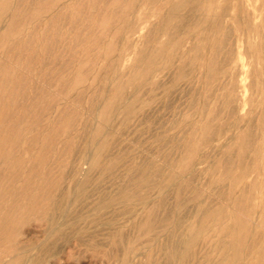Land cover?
Returning a JSON list of instances; mask_svg holds the SVG:
<instances>
[{"label":"rangeland","instance_id":"1","mask_svg":"<svg viewBox=\"0 0 264 264\" xmlns=\"http://www.w3.org/2000/svg\"><path fill=\"white\" fill-rule=\"evenodd\" d=\"M180 1L10 0L0 10V203L33 193L46 207L1 229L0 264H220L227 225L264 236V27L246 12L235 19L234 0L173 11ZM211 58L229 73H209ZM208 120L221 137L206 141L198 123ZM84 154L102 167L75 168ZM191 223L195 247L170 258L185 252Z\"/></svg>","mask_w":264,"mask_h":264},{"label":"bare ground","instance_id":"2","mask_svg":"<svg viewBox=\"0 0 264 264\" xmlns=\"http://www.w3.org/2000/svg\"><path fill=\"white\" fill-rule=\"evenodd\" d=\"M217 0H205L204 3L202 0H181L180 2H177L175 4H173V11L178 10L179 8L185 7V6H192V8L195 11L200 10L201 4H204L206 7H213L215 6ZM107 2V1H106ZM91 3V2H90ZM10 5V0H0V10L6 9L8 8ZM12 6V5H11ZM16 7V6H15ZM19 7V6H18ZM27 7V6H26ZM233 7L234 9L237 10V15L235 16V19H237L239 21L240 18H244L245 16H243V13L246 12V16L248 18V20L245 22L248 25L250 24V20H254L253 21V28L254 30H259L261 27H264V0H234L233 3ZM14 8V7H13ZM9 9V8H8ZM26 9V8H25ZM229 9V4L226 3L225 5L222 6V15L224 16L227 11ZM43 10V9H42ZM89 10V9H88ZM11 12V11H10ZM8 15V14H7ZM221 16H218L217 19L222 18ZM250 19V20H249ZM261 19L262 20V24L259 25L257 24L255 21ZM244 22V21H242ZM22 23V22H21ZM67 25V24H66ZM215 27V25L213 26ZM65 29V28H64ZM214 29V28H213ZM1 31V30H0ZM36 38V37H34ZM37 39V38H36ZM35 39V40H36ZM192 40H195L194 38H191ZM191 40V41H192ZM11 49V48H10ZM218 49H220L219 44L215 43L214 45V50L217 51ZM230 51L227 52V55L229 57ZM242 56V55H239ZM240 58V57H239ZM235 59V57H234ZM229 60V59H228ZM230 61V60H229ZM244 61V60H243ZM11 62V60H10ZM92 62V61H91ZM127 62V61H126ZM134 62V61H132ZM94 63V61H93ZM128 63V62H127ZM223 64L222 66L220 65ZM244 63V62H243ZM136 64V63H135ZM6 65V64H5ZM114 65V64H113ZM122 65V64H121ZM133 65V64H132ZM140 65V64H139ZM27 66V65H26ZM38 66V65H37ZM246 66V65H245ZM7 67V66H6ZM111 67V66H110ZM116 67V66H115ZM108 68V67H107ZM128 68V67H127ZM229 65L227 64L226 60L219 62L216 58H211L209 60V73L212 74H220V75H227L230 71ZM252 69V68H251ZM252 71V70H251ZM111 72V71H110ZM247 72V71H246ZM130 73V72H129ZM2 74V73H1ZM4 75V74H3ZM165 76V75H164ZM124 77V76H123ZM22 78V77H21ZM186 78V76H185ZM250 78V76H249ZM2 79V78H1ZM241 79V78H240ZM118 80V79H117ZM255 80V79H254ZM133 81V80H132ZM245 81V80H244ZM248 82V81H247ZM1 84V83H0ZM28 84V83H27ZM160 85V84H159ZM26 86V85H25ZM247 86V85H246ZM48 87V86H47ZM245 87V86H244ZM8 89V88H7ZM213 89V88H212ZM229 98H228V103L227 105H230L231 107V103L234 101H239V97L235 94V85L234 83H232L229 86ZM148 90V89H147ZM7 91V90H6ZM157 91V90H156ZM252 91V90H251ZM4 92V91H3ZM77 95V94H76ZM248 95V94H247ZM255 95V94H254ZM78 96V95H77ZM62 97V96H61ZM134 97V96H133ZM158 97V96H157ZM187 97V96H186ZM199 97V96H198ZM43 98V97H42ZM167 98V96H166ZM204 98V97H203ZM22 99V98H21ZM4 100V99H3ZM112 100V99H110ZM171 100V99H170ZM169 101V100H168ZM251 101V100H250ZM170 102V101H169ZM249 102V101H248ZM247 102V103H248ZM244 103V102H243ZM48 105V103H47ZM233 109V108H232ZM15 111V110H14ZM119 111V110H118ZM170 111V110H169ZM188 111V110H187ZM243 111V109H242ZM220 110L214 109L211 112H209V116L211 117V119H216L219 115H220ZM169 114V113H168ZM167 114V115H168ZM196 114V113H195ZM192 115V114H191ZM250 116V114H249ZM13 117V115H12ZM10 117V118H12ZM251 117V116H250ZM190 118V117H189ZM6 119V118H5ZM60 119V118H59ZM179 120V119H178ZM186 120V119H185ZM212 120H208L207 122L204 121H200L201 124L200 127L203 128V132L204 135L206 136V141H210L213 138L216 137V135L219 134V131H212L211 128V124H212ZM246 120V119H245ZM18 121V120H17ZM176 121V120H175ZM26 122V121H25ZM203 122V123H201ZM253 124V123H252ZM33 126V125H32ZM179 126V125H178ZM250 126V125H249ZM1 127V126H0ZM18 127V126H17ZM21 127V126H20ZM4 132V131H3ZM21 132V130H20ZM8 134V133H7ZM124 135V134H123ZM221 135V134H220ZM218 135V137L220 136ZM21 136V134H20ZM6 137V136H5ZM8 137V136H7ZM221 137V136H220ZM10 138V137H9ZM77 138V137H76ZM12 140V139H10ZM182 144V143H180ZM185 144V143H184ZM16 147V146H15ZM70 147V146H69ZM82 147V146H81ZM143 147V146H142ZM18 148V147H17ZM118 148V147H117ZM70 149V148H69ZM146 151V150H145ZM237 151V150H236ZM117 153V152H116ZM119 153V152H118ZM227 153V152H226ZM152 154V153H151ZM29 155V154H28ZM66 155V154H65ZM85 156H82L83 158L80 159H75L73 163V166L75 168H80L81 167V162L83 161L82 159H84V161L89 162L92 166V168L94 167H102V163L100 158L97 155H88V154H84ZM120 155V154H119ZM125 155V154H124ZM176 155V154H175ZM140 156V155H139ZM29 157V156H28ZM149 157V156H148ZM178 158V157H177ZM248 158V157H247ZM245 158V159H247ZM250 158V157H249ZM131 159V158H130ZM251 159V158H250ZM20 159L15 161V164L20 163ZM253 161V159H252ZM227 164H232V159L229 157L226 160ZM105 164V163H104ZM148 164V163H147ZM143 164L141 167L138 168V171H140L142 173L141 177H140V181H146L147 178V174H146V170L148 168H154L152 164ZM232 166V165H231ZM105 167V166H103ZM123 168V167H122ZM134 167H130L129 171L133 172ZM56 169V168H55ZM87 169V168H86ZM137 170V169H136ZM87 171V170H86ZM234 171V170H233ZM155 175L160 176V172L159 169L156 170ZM166 179V178H165ZM149 180V179H148ZM114 182V181H113ZM172 184V178L169 177L167 178L166 182L163 184ZM75 185V184H74ZM77 185V184H76ZM80 189L82 190L84 187V183L79 185ZM111 187V186H110ZM147 187V186H146ZM145 187V188H146ZM94 189V188H93ZM97 189V188H96ZM77 190V189H75ZM99 193V192H98ZM22 194V193H20ZM108 195V194H106ZM27 201H13L10 204H1L0 203V232L2 228H6L9 224V222L11 220H13L15 217L20 218L19 216H21L20 220H23L29 212H31L32 210H40L42 208H46L45 205L43 203H39L40 201H28V199H30V197L32 198V200H36V195L31 193L30 196L27 195ZM42 196H44L45 198L47 197L46 193L43 194ZM65 196H69L68 193L65 194ZM64 196V197H65ZM153 196V195H152ZM108 197V196H106ZM111 199V198H110ZM42 201H46L45 199H42ZM241 201V200H240ZM49 202V201H47ZM63 202L64 201H53V202H49L50 203V209H56L59 211H63L64 210V206H63ZM66 202V201H65ZM72 202V201H71ZM111 201H100L97 206L95 207V209H104L106 208ZM160 205V204H159ZM156 207V206H155ZM112 208V207H111ZM180 208V207H179ZM157 209V208H156ZM203 210H205V212H207V208H202ZM152 210V209H151ZM172 211V210H171ZM174 211V210H173ZM142 212V211H141ZM176 212V211H175ZM211 212H207V214H210ZM42 214V213H41ZM114 214V213H113ZM46 215V214H45ZM172 215V214H171ZM245 215V214H244ZM249 215V214H248ZM158 216V215H157ZM16 219V218H15ZM26 219V218H25ZM47 219L48 221L53 223V218L49 217V212L47 215ZM120 220V219H119ZM143 221V219H142ZM171 220L169 217H165L164 219H162L160 222H162V224H166L169 223ZM137 222V221H136ZM175 222V225H179L181 224L178 221H172ZM120 223V222H119ZM186 223V222H185ZM155 224V222H153L152 219H147L145 224L143 223L144 226L147 227V229H152L153 225ZM112 225V224H111ZM129 227V226H128ZM49 228V227H48ZM69 228V227H68ZM72 228V227H71ZM113 228V227H112ZM140 228V227H139ZM111 229V228H110ZM137 229V228H136ZM142 230V229H141ZM187 230H189L191 233L193 234H189L186 236H182L179 238L178 242L180 244H182L186 249L184 253H180L176 248H171L169 250V257L170 258H184L185 256H187L189 254V252L191 251V249L193 247H195L197 241H198V235H197V231H198V227L196 226L195 223H191L187 226ZM56 231V230H54ZM34 232V231H33ZM48 232V231H47ZM51 232V231H50ZM58 232V230H57ZM84 232V231H83ZM131 232V231H130ZM225 233H223V235L219 236V239L217 241V243L215 244L216 247L218 248V250L221 252L222 254V258L220 261V264H264V236H259V235H251V231L249 229H247L245 226H233V225H227L225 227ZM61 233V232H60ZM126 233V232H125ZM1 234V233H0ZM62 234V233H61ZM68 234V233H67ZM129 234V233H128ZM46 235V234H44ZM43 235V236H44ZM112 235V234H111ZM120 235H122L120 233ZM33 236V235H32ZM87 236V235H86ZM34 237V236H33ZM53 237V236H52ZM55 237V236H54ZM90 237V236H89ZM112 237V236H111ZM230 238V240H227L226 238ZM14 238V237H13ZM30 238V237H29ZM40 238V237H39ZM56 238V237H55ZM91 238V237H90ZM20 239V238H19ZM35 239V238H34ZM251 239V240H249ZM16 240V239H15ZM96 240V239H95ZM64 241V240H63ZM79 241V240H78ZM81 241V239H80ZM46 242V241H45ZM43 242V243H45ZM129 242V241H128ZM26 243V242H25ZM57 243V242H56ZM76 243V242H75ZM64 244V243H63ZM74 244V243H73ZM12 245V244H11ZM52 245V244H51ZM58 245V244H57ZM61 245V244H60ZM32 246V245H31ZM30 246V247H31ZM105 246V245H104ZM243 247H247V252L245 251V253L247 254V258L245 257L244 259L240 258V254L242 252V248ZM122 248V247H121ZM134 248V247H133ZM136 248V247H135ZM101 249V248H100ZM47 250V249H46ZM36 252V251H35ZM43 252V251H42ZM129 252V251H128ZM132 252V251H131ZM29 253V252H28ZM122 253V252H121ZM130 253V252H129ZM14 254V253H13ZM20 254V253H19ZM18 254V255H19ZM37 254V253H36ZM133 255V254H132ZM13 256V255H12ZM28 256V255H27ZM55 256V255H54ZM53 257V256H52ZM25 258V257H23ZM2 259V258H1ZM154 259V258H153ZM158 259V258H157ZM160 259V258H159ZM28 260V259H27ZM26 260V261H27ZM31 260V259H29ZM41 261V260H40ZM48 261V260H46ZM157 261V260H156ZM131 262V260H130Z\"/></svg>","mask_w":264,"mask_h":264}]
</instances>
